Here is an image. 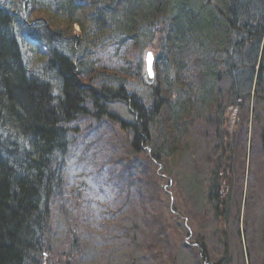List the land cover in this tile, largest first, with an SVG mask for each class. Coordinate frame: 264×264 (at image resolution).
Listing matches in <instances>:
<instances>
[{"label": "trees", "instance_id": "obj_1", "mask_svg": "<svg viewBox=\"0 0 264 264\" xmlns=\"http://www.w3.org/2000/svg\"><path fill=\"white\" fill-rule=\"evenodd\" d=\"M222 2L215 9L206 0H0V264H46L50 204L74 122L109 118L129 133L134 154L149 149L163 163L181 149L188 122L216 103L218 84H229L224 109H243L256 91L264 98V0ZM29 4L42 17L32 33ZM160 21L171 26L176 66L158 75L146 101L126 87L124 73L95 68L91 55L112 41L140 45L141 28L154 31ZM189 42L195 59L182 55ZM106 75L110 84L93 82ZM116 101L134 122L118 118Z\"/></svg>", "mask_w": 264, "mask_h": 264}, {"label": "rangeland", "instance_id": "obj_2", "mask_svg": "<svg viewBox=\"0 0 264 264\" xmlns=\"http://www.w3.org/2000/svg\"><path fill=\"white\" fill-rule=\"evenodd\" d=\"M206 1L215 9L223 3ZM20 30L26 31L25 25ZM170 30L160 21L154 31L141 28L140 45H102L91 55L92 65L124 73L126 87L149 101L147 51H153L156 78L170 73V63L176 66L169 59ZM80 32L74 26L73 33ZM197 50L193 44L182 55L195 59ZM112 80L106 75L93 82ZM228 86H216V103L188 122L181 149L163 163L149 149L134 154L129 133L109 118L70 125L75 133L50 204L53 239L44 262L264 264V98L257 101L256 91L243 109H224L231 102ZM215 104L221 105V116ZM111 108L122 121H135L125 103L116 101Z\"/></svg>", "mask_w": 264, "mask_h": 264}, {"label": "bare ground", "instance_id": "obj_3", "mask_svg": "<svg viewBox=\"0 0 264 264\" xmlns=\"http://www.w3.org/2000/svg\"><path fill=\"white\" fill-rule=\"evenodd\" d=\"M32 5L33 4H29L28 11H26L27 18L24 17L29 23L32 24V25L30 24V26H29V32H31L33 29L42 28V23H41L42 22L41 21L42 20V17L41 16H38V14L36 12H34L33 9H35V8ZM30 42L31 43H35V40L32 39V40H30ZM55 93L57 95H59L60 91L59 90H56Z\"/></svg>", "mask_w": 264, "mask_h": 264}, {"label": "water", "instance_id": "obj_4", "mask_svg": "<svg viewBox=\"0 0 264 264\" xmlns=\"http://www.w3.org/2000/svg\"><path fill=\"white\" fill-rule=\"evenodd\" d=\"M152 60H153V57H152V54L149 52L147 54V59H146V63H147V68L146 69V73H145V77L147 79V81L149 83H152L153 82V66H152Z\"/></svg>", "mask_w": 264, "mask_h": 264}]
</instances>
